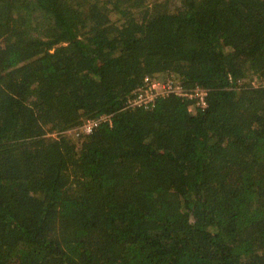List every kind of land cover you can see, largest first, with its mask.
<instances>
[{"label": "trees", "instance_id": "obj_1", "mask_svg": "<svg viewBox=\"0 0 264 264\" xmlns=\"http://www.w3.org/2000/svg\"><path fill=\"white\" fill-rule=\"evenodd\" d=\"M0 264H264V0H0Z\"/></svg>", "mask_w": 264, "mask_h": 264}, {"label": "built area", "instance_id": "obj_2", "mask_svg": "<svg viewBox=\"0 0 264 264\" xmlns=\"http://www.w3.org/2000/svg\"><path fill=\"white\" fill-rule=\"evenodd\" d=\"M166 85L168 86L169 84H166ZM152 87L155 88V84L152 85ZM163 88H164V90L167 89L164 86H163ZM147 90L149 91V94H147V93L145 94L144 92L143 93L141 92L139 94L137 100H134V101H131V102L133 104H135V103L144 104V103L150 102L153 99V96H154L153 94H155V92L153 93L151 91V89H147ZM141 91H144V90H141ZM201 100H202V97H201ZM203 102L205 103V101H203ZM95 125H96L95 121H89V122L85 123L83 126L77 127V128H73V129L77 131V134H79V132H83V131L88 134V133H90L92 131V129H93V127Z\"/></svg>", "mask_w": 264, "mask_h": 264}, {"label": "rangeland", "instance_id": "obj_3", "mask_svg": "<svg viewBox=\"0 0 264 264\" xmlns=\"http://www.w3.org/2000/svg\"><path fill=\"white\" fill-rule=\"evenodd\" d=\"M164 75H166V74H164ZM159 77H161V81H164V79H163V75H160L159 74ZM168 80V79H167ZM166 81V80H165ZM155 87L158 89V91L159 90H162L163 89V85L162 84H160V83H156L155 84ZM156 88H154L155 89V91H156ZM140 91H141V89H140ZM163 91V90H162ZM161 91H159V93H160ZM195 92H196V95H201V92L198 90V89H196L195 90ZM144 93L146 94H149V91L146 89V88H144ZM158 93H157V91L155 92V94H153L154 96H156ZM147 100V99H146ZM66 133L69 135V136H71V137H75V135H77V131L76 130H74V129H69V130H67L66 131Z\"/></svg>", "mask_w": 264, "mask_h": 264}]
</instances>
